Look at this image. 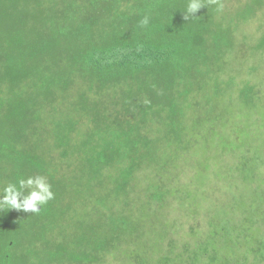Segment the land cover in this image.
Returning a JSON list of instances; mask_svg holds the SVG:
<instances>
[{"label":"trees","instance_id":"obj_1","mask_svg":"<svg viewBox=\"0 0 264 264\" xmlns=\"http://www.w3.org/2000/svg\"><path fill=\"white\" fill-rule=\"evenodd\" d=\"M220 2L0 0V190L56 193L0 264H264V0Z\"/></svg>","mask_w":264,"mask_h":264},{"label":"clouds","instance_id":"obj_2","mask_svg":"<svg viewBox=\"0 0 264 264\" xmlns=\"http://www.w3.org/2000/svg\"><path fill=\"white\" fill-rule=\"evenodd\" d=\"M216 5V11H223V4L220 0H187L183 10L185 21L198 17L197 13L208 5ZM149 17L146 15L140 20V27L149 25ZM56 198L48 176L28 175L20 176L12 182H8L0 190V212L15 210L17 212L39 214L50 201Z\"/></svg>","mask_w":264,"mask_h":264},{"label":"rangeland","instance_id":"obj_3","mask_svg":"<svg viewBox=\"0 0 264 264\" xmlns=\"http://www.w3.org/2000/svg\"><path fill=\"white\" fill-rule=\"evenodd\" d=\"M254 26V25H252ZM263 111H259L258 115L255 119L252 118H243L244 120V125L241 126L239 125L241 128H243L244 131H246V136L244 138V140L246 139H250L253 143V145L255 146L256 152L257 154L261 155L262 154V149L264 148V123L262 124L259 123L258 119L262 118L261 114ZM264 113V112H263ZM243 114H245V112L243 111ZM239 116V115H238ZM240 117V116H239ZM246 130H245V129ZM229 129V127H225L224 130ZM223 129H221L220 131H224ZM202 145L205 146L206 143L204 142V140H202ZM235 146V145H234ZM204 155L206 156V151H203ZM229 153L236 159L239 161H246V158L244 157L242 152H238V151H234V150H229ZM213 158L214 157H221L222 155L220 153H214L212 154ZM253 157V155H251V158ZM231 174V173H230ZM231 176V175H229ZM184 228L183 230L180 232V235H178L179 239H182V237H184L186 235V233L188 232V225L187 224H183ZM181 237V238H180ZM189 236L187 235L183 240H185L186 238H188Z\"/></svg>","mask_w":264,"mask_h":264}]
</instances>
